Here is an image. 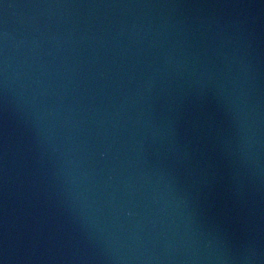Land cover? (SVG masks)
Here are the masks:
<instances>
[{
  "label": "water",
  "instance_id": "obj_1",
  "mask_svg": "<svg viewBox=\"0 0 264 264\" xmlns=\"http://www.w3.org/2000/svg\"><path fill=\"white\" fill-rule=\"evenodd\" d=\"M0 264H264V0H0Z\"/></svg>",
  "mask_w": 264,
  "mask_h": 264
}]
</instances>
